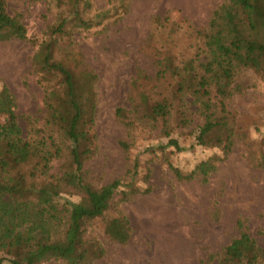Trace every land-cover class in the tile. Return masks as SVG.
Wrapping results in <instances>:
<instances>
[{
    "label": "rangeland",
    "instance_id": "374dc122",
    "mask_svg": "<svg viewBox=\"0 0 264 264\" xmlns=\"http://www.w3.org/2000/svg\"><path fill=\"white\" fill-rule=\"evenodd\" d=\"M89 2L90 7L82 13L84 19L100 12H108L109 16L100 25L85 30L70 22L64 5L60 8L43 1L8 0V11L21 15L28 40L0 42V89L5 86L12 94L18 125L25 135L32 120L45 116L44 90L32 68L35 41L47 39L48 29L67 19L65 33L57 37V60L96 76V152L85 165L88 180L101 186L115 179H129L125 174L135 159L140 165L137 179L145 169L151 173L146 183L136 182L137 189H149L146 194L137 193L119 204L131 227L125 245L110 241L101 232L103 220L87 223L88 234L96 236L104 249L93 264H218L214 255L238 235L236 222L240 218L249 234L264 247V167L251 163L264 153V66L258 71L242 68L236 74L235 90L227 105L236 113L234 146L205 182L175 179L162 163L160 152L156 153L168 141L159 130L137 124L128 154L119 146L120 140L126 139L127 128L116 117V109L129 110L140 91L151 95L161 91L155 82L156 61L167 54L177 60L192 55L195 31L207 28L212 12L223 0ZM185 110L190 126L176 127L175 111L171 135L186 150L178 153L167 147L165 153L174 166L189 172L219 151L189 148L194 141L193 132L202 121L197 105L189 97ZM147 148L156 151L145 152ZM69 151L66 143L63 166L71 174L74 166ZM58 168L59 163L54 162V170Z\"/></svg>",
    "mask_w": 264,
    "mask_h": 264
},
{
    "label": "trees",
    "instance_id": "16d2710c",
    "mask_svg": "<svg viewBox=\"0 0 264 264\" xmlns=\"http://www.w3.org/2000/svg\"><path fill=\"white\" fill-rule=\"evenodd\" d=\"M38 1L60 8L64 5L70 22L85 30L109 16L100 12L84 19L82 13L90 7L89 0H26ZM7 2L0 0V42L27 41L21 15L11 14ZM66 23L67 19H61L48 29L47 39L35 41L32 68L44 90L45 116L32 120L25 135L18 125L12 94L5 86L0 89V264H93L104 249L96 236L88 234L87 223L103 220L101 232L110 241L125 245L131 227L119 204L149 191L137 189L136 182L146 183L151 174L149 168L145 169L137 179V159L125 174L129 179L123 177L101 186L88 180L85 165L96 152V76L57 60V37L65 33ZM156 62L155 82L161 91L152 95L140 91L129 110L116 109V117L127 128L126 139L120 140L119 146L128 154L137 124L159 130L168 139L167 144L145 152H160L162 163L176 180L205 182L234 146L236 113L227 105L235 90L236 74L242 68L258 71L264 66V0H223L212 12L207 28L195 31L192 55L177 60L167 54ZM187 97L197 105L202 121L193 132L189 148H213L219 154L182 172L171 163L165 149L173 148L178 153L186 150L172 137L171 128L175 111L176 127L190 126L185 110ZM66 143L74 166L71 174L63 166ZM54 162L59 163L57 171ZM251 163L264 167V153ZM236 227L238 235L214 255L217 263L264 264V247L249 234L242 218Z\"/></svg>",
    "mask_w": 264,
    "mask_h": 264
}]
</instances>
